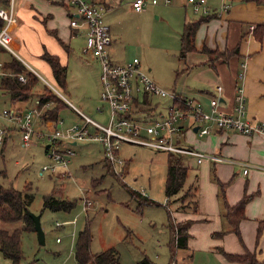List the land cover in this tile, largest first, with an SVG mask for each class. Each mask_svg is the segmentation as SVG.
<instances>
[{
    "label": "crops",
    "instance_id": "crops-1",
    "mask_svg": "<svg viewBox=\"0 0 264 264\" xmlns=\"http://www.w3.org/2000/svg\"><path fill=\"white\" fill-rule=\"evenodd\" d=\"M91 1L102 3L106 6L104 20L112 35L109 52L111 58L115 62L120 61L119 63L128 62L133 58L128 54H124V49L131 46L128 39L134 35L132 27H154L155 24L152 19H154L156 13L164 14L166 20H169L168 23L170 22L174 27L184 28L187 20L194 21L203 16H208L210 12H216L215 16L210 15V17L200 22L195 33V49L183 58L179 56V49L178 56L184 61L180 62L181 65L177 72L178 77L170 85L169 89L177 92L181 97L193 99L195 103L202 104L207 108H210L211 99L217 97L219 109L233 113L235 112L236 94L238 93V88L241 87L247 99V116L256 123L264 124V30L262 37L257 35L261 31L257 26L264 24V4H258L254 0H206L205 4L209 12L195 13L193 11L197 16L191 17L187 12V4L184 5L180 0H171L167 3L164 0H160L159 3H152L149 0L141 11H137L132 7L134 0ZM11 2L12 0L9 1V4ZM17 2L18 0H13L16 20L9 25L14 48L24 59V62L29 64L33 69L40 74L50 72L52 77V68L42 57V54L45 50H48L50 53L57 55L60 61L68 67L67 86L65 91H61L70 102L85 111L83 107L89 106V102L84 98V94L90 95L89 93H92L93 87L94 89L96 88L95 84L98 82V77L100 80V64L98 60L92 56L84 55L82 52L85 44V33L84 31L74 29L70 24L71 19L76 16L75 8L69 0H20L18 8ZM224 3L230 5L229 9L225 12H220V7ZM8 5H0V7ZM224 52L225 54H222ZM0 57L6 62H9L12 58L11 53L2 47H0ZM71 64H75L76 67L78 66L73 76H71L70 72ZM141 66L146 70L142 61ZM152 69L149 66L148 70L151 71ZM152 77L158 84L168 85L157 74L154 73ZM179 77L180 82H177ZM217 86H220L221 89L219 90ZM36 89L38 88L36 87ZM40 91H42V87L38 92ZM68 93L74 97L77 104L71 101ZM35 96L28 101L17 102L11 100L7 92L0 90V99L2 100L0 102L2 104L9 102L10 105L17 104V106H24L33 101ZM157 105L159 109L164 107V104ZM66 110L71 111L70 116H73V119L68 118L67 121L65 118ZM61 115L65 118V123L67 122V124L80 121V117L71 106L63 108ZM135 117L144 119L142 118L144 114L137 112ZM0 122L3 121L0 120ZM38 125L43 128L46 125H50V121L46 123L43 120ZM195 127L196 125L192 124L190 120L183 121L180 130L183 145L205 153H214L230 159L264 165V133L246 135L233 130L213 129L208 134H200ZM90 129L94 130L92 127ZM13 134L1 145V150H5ZM93 141L100 144L104 165L107 171L110 172L104 157L102 144L97 140ZM78 143L74 142L72 146H77ZM31 144H36V142L34 143V139ZM137 146L149 149L154 155H158L159 153V151L147 146ZM47 148L46 145V155H48ZM119 153L125 160L124 171H126L129 160L133 156H122L121 150ZM137 153L133 150L131 155L137 156ZM185 159L190 168L200 167L199 172L202 177L211 175L214 184H211L212 186L209 187V190L206 188V185L202 188L203 194H201V197L199 196L196 210L188 209L187 207L184 209L177 207L175 205L177 201H172L171 198H169L168 204L164 203L163 205L159 203L165 209H169V211H172V208L176 207L172 213L167 211L165 221H162V217L156 219L151 214L150 216L153 220L148 222L146 219L145 225L147 228L152 224L151 227L157 232V226L161 224L158 233L163 234L164 232V235L159 238V248L164 251L162 254L156 253L155 261L150 259L157 264H170L172 261L175 264H207L206 261H203L204 258H210L211 260L212 258H220L223 264H249L244 261L229 260L224 255L223 250L232 253H245L247 251H254L256 248L258 250L261 246L258 250V258L263 260L264 255H261V253L264 249V229L258 242L257 233L260 225L264 224V203L258 199L255 194V188L259 189L260 194L263 193L264 171L251 168L245 174L243 167L237 163L224 160L212 161L209 159L198 162L197 157L187 155H185ZM130 167L128 166V171ZM0 171H4L5 175L7 174L6 169H1ZM56 178L59 179V177ZM88 180L89 178L84 183L87 184ZM103 180L104 175L91 178V187L96 191L97 186ZM192 183L196 184L197 180ZM220 186L222 187V196L219 197L218 195V199L214 198V187L217 193V191H220ZM64 187L65 185L60 186V188L53 189L52 192H56L57 196H63ZM251 190L255 191L251 193ZM84 196L88 197L87 193L80 197L82 202V199L85 198ZM245 196H250V199L246 204L245 217L240 223L241 243H238L237 240L236 242L234 241L236 233L231 231V226L225 215L224 197H226L228 202L234 204ZM208 197H211V202L208 201ZM131 198H134L135 202L132 201L133 199L129 200L125 202L124 206L127 211H132L133 219L130 218L127 222L121 223V229L117 230V233L121 235L119 236L120 238H117L118 240L123 239L127 241L128 235L132 234L133 230L137 229V226H143L144 218L140 214L143 215V210L150 208L149 206H145V203L141 204L137 197L131 195ZM89 207V205L86 207L83 205V209L87 213L86 220L91 219L93 234L91 247L93 252H99L111 246L101 247L99 248L100 250L95 249V235L93 233L94 228L92 227L93 218L90 216ZM258 207L261 210H257ZM172 214V221L187 229L189 237L185 247L175 248L172 243L170 216ZM71 221H73L69 223L71 225L76 223L75 219ZM62 226H64V223ZM166 226H168L170 236H167L168 231ZM247 227L255 234L254 238L249 239V235L246 233ZM80 230H76L75 232L74 229L72 231L73 236L75 235L74 245ZM222 231L221 235H215V233ZM123 232H125V235L122 238ZM246 238L249 240H244ZM229 241H231L230 244ZM251 241H253V244H251ZM112 246L117 249L121 263L127 264L121 260L122 253L117 246ZM172 247H174V253H172ZM196 251H201L199 254L200 258L202 257L201 263H197L200 261V258L196 260ZM202 253H206L207 257H204ZM136 256L134 259H136L137 263L135 264H139L138 256Z\"/></svg>",
    "mask_w": 264,
    "mask_h": 264
},
{
    "label": "rangeland",
    "instance_id": "rangeland-1",
    "mask_svg": "<svg viewBox=\"0 0 264 264\" xmlns=\"http://www.w3.org/2000/svg\"><path fill=\"white\" fill-rule=\"evenodd\" d=\"M19 1L20 0L17 2V8L19 7ZM180 1L184 5L187 4V12L191 17L197 16L193 12L189 0ZM152 20L155 24L154 27H132L134 35L128 39L131 46L124 49V54L130 55L131 58H134V56L140 58L149 74L152 76L154 73L157 74L168 84L160 85L169 89L171 87L170 85H172L176 80V77H178L177 72L181 65L180 62L184 61L178 56L180 49V36L183 27H174L170 22L168 23L169 20H166L165 15L160 13H156ZM149 66L153 68L151 71L148 70ZM77 68L78 66L76 67L75 64H71V76L76 73ZM42 74L49 81L53 82V77L50 72H43ZM177 82H180V77ZM42 83L43 82H39L37 84L36 87L38 89L35 88V90H37L36 92L41 90V87L43 90L44 86ZM97 83L95 84L96 88L94 89L93 87L92 93H89L90 95L86 93L84 94V98L89 102V106L83 108L85 112L93 118L103 123H107L109 119V113L106 111L107 109H104L105 111L103 110V113L96 110V107L99 104H104L101 99L102 87L99 77ZM68 97L71 101L77 104L74 97L70 94ZM35 98L36 96L34 97V100ZM156 100L157 98L154 97L152 104H154ZM79 105L81 106L80 103ZM10 106L9 102L1 103L0 112H2L4 108ZM65 115L67 121L68 118H74L73 116H70L71 111L69 110L65 111ZM65 124L70 125L67 124V122ZM35 142L36 144L23 146L21 134L16 130L14 131L11 140L7 143L5 150H1L0 146V170H7L6 175L4 174V171H2V174H4L5 177L4 175L0 176V181H2L4 185H12L20 189H23L26 184L30 185L31 191L35 192V199L31 204L30 210L41 214V222L45 231V243L43 244L39 242L36 231L24 232L22 239L24 258L22 264H77L74 251L75 235L73 236L72 231L75 229L76 232V230L78 231L84 226L87 213L83 209V202L80 200V197L86 193L88 197L84 196V199L90 201L89 213L93 218L92 227L94 228L93 233L95 235V249L100 250L99 248L101 247L115 245L122 253L121 260L125 261L127 264L137 263L136 259H134L135 255L141 260L145 256L144 254H146L155 261L156 253L162 254L164 250L159 248V238L164 235V232L163 234L158 233L161 224H158L156 232V230L151 227L152 224L147 228L145 222L146 219L148 222L152 221L153 218L151 216L156 217V219L162 217V221H165L166 213L169 212V209L166 208V210L164 206L160 205H164L166 201V152L159 151L158 155H154L149 149L141 148L134 144L133 146H131V144H125L121 149L122 156H133V158L130 159L128 163V166H131L130 170H127V166V172L124 171L123 176L118 177L128 184L130 188L135 190H146L150 197L156 202L153 204H144L150 208L144 209L143 215L140 214L141 217L144 218L143 226H137V229L133 230L134 232L129 234L127 241H125L123 239H117L121 236L117 233V230L121 229V223L127 222L130 218L133 219L132 211H127L124 205L125 202L132 199V201H134L135 199L131 198L128 187L123 185L116 175L107 171L102 158L103 153L100 144L93 140L79 141L78 145L73 147L75 154L71 156L68 171L61 174L64 168L60 167L59 170L50 174V176L48 174H40L42 166L51 162L49 156L46 155L45 152L46 145L48 144L47 140L34 138V143ZM133 150L138 152L137 156L131 155ZM199 171L200 167H191L186 182L189 184L197 180V196L194 197L193 194H187L188 196L186 197L183 196V198L185 197L186 199H182L179 202L177 201V204H175L177 207H181L182 209L185 207L188 209H194L196 203L194 200L198 202L199 196L201 197V194H203L202 188L206 185V188L209 190V187L214 184L211 175L202 177ZM101 175H104V180L99 186H97V190L95 191L93 187H91L90 180L91 178L100 177ZM56 177H59V179ZM87 178H89V180L87 184H85L84 182L87 181ZM64 185L63 196L79 200V204L76 208L69 212L42 209L44 196L52 192L53 189L60 188V186ZM187 188L188 186H186L183 192L179 194L180 197L188 191ZM219 189L220 191H217L216 193L214 187V198L216 197L218 199V195L219 197L222 196V187L220 186ZM255 190L258 199L264 203V190L262 189V194H260L261 192L257 187ZM255 190H251V193ZM208 201L211 202V197H208ZM184 203L187 206H185ZM175 207L172 208V211H174ZM257 210H261L260 207H258ZM74 219L76 220V223L72 225L69 224L72 222L71 220ZM57 221L63 222L64 226L57 227ZM174 224L176 225V222H174ZM8 226L15 228L22 226V222L11 223ZM168 226H166L168 231L167 236H170ZM246 233L249 235V239L255 237V234L249 229V227L246 228ZM124 235L125 232H123L122 238ZM234 237L236 238L234 239L235 242L237 240L238 243H241V237L236 234ZM57 238H60V240H57ZM249 239L246 238L244 240ZM230 242L231 241H229V244ZM251 244H253V241H251ZM200 253L201 251H196V260L200 258ZM202 254L204 257H207L206 253ZM261 255H264V249ZM199 260L200 261L197 263H201L202 257ZM203 261H206L207 264H223V261L220 258H212V260L210 258H204ZM0 264H10V261L4 258L1 252Z\"/></svg>",
    "mask_w": 264,
    "mask_h": 264
},
{
    "label": "built area",
    "instance_id": "built-area-1",
    "mask_svg": "<svg viewBox=\"0 0 264 264\" xmlns=\"http://www.w3.org/2000/svg\"><path fill=\"white\" fill-rule=\"evenodd\" d=\"M69 1L76 11V16L71 19L70 24L85 33L82 52L84 55L92 56L100 64L101 99L104 104H99L96 109L99 112L107 109L108 122L103 123L75 106L54 83L30 66L46 85L71 105L80 116V121L66 125L65 120L60 118L55 126L54 120L43 119L44 108H39L40 98L36 97L24 106L13 104L0 112V120L3 121L0 122V145L7 136L12 135L10 127L20 132L23 146H29L34 138L46 139L49 144L47 154L51 162L42 166L41 175L53 174L60 167L64 168L61 174L66 173L71 156L75 154L72 144L83 140L99 141L105 159L111 163L113 170L119 176H123L125 166V160L119 152L126 143L147 146L157 151L195 156L198 162L209 159L237 163L243 167L245 174L251 168L264 171V165L201 152L177 142V134L185 120L199 125L200 134H208L213 129L233 130L246 135L264 133V124L256 123L247 116V99L241 87L236 94L233 113L220 110L217 97L211 99L210 108L195 103L193 99L183 98L177 92L158 84L149 72L142 68L138 57L125 63L115 62L111 58L109 45L112 42V35L104 20L106 12L104 4L91 0ZM164 1L167 3L171 0ZM148 2V0H134L132 7L141 11ZM151 2L159 3V0H151ZM205 2L206 0H189L195 13L209 12ZM229 6L228 3H224L220 7V12L227 11ZM0 18L4 21V25H0V47L24 61L13 46L12 32L9 28V25L16 20L13 0L8 6L0 7ZM6 74L8 71L4 68V61L0 57V84L1 78ZM19 78L26 79L23 74ZM217 88L221 89L220 86ZM154 97L157 100L152 104ZM50 104L47 102L45 107ZM157 104H164V107L159 109ZM137 112H142L144 119L136 118ZM43 120L46 123L50 121V125L39 127V122ZM90 127L94 130L92 131ZM138 191L143 196L150 197L146 190ZM168 201L169 198L166 197L165 203L168 204ZM89 204V200L83 199L84 207ZM56 224L61 226L63 222L57 221ZM170 264L175 262L172 261Z\"/></svg>",
    "mask_w": 264,
    "mask_h": 264
},
{
    "label": "trees",
    "instance_id": "trees-1",
    "mask_svg": "<svg viewBox=\"0 0 264 264\" xmlns=\"http://www.w3.org/2000/svg\"><path fill=\"white\" fill-rule=\"evenodd\" d=\"M10 0H0V5H8ZM258 4H264V0H254ZM215 16L216 12L209 13L208 16H203L197 20H187L185 22L183 32L181 35V48L179 56L185 57L190 51L195 49V33L201 21L208 17ZM0 25H4V21L0 18ZM261 29L260 33H257L259 37H262L264 24L257 26ZM75 29V28H74ZM77 30V29H76ZM235 52V51H234ZM222 54H225L222 53ZM11 60L9 62L4 61V68L7 69L8 74L1 78L0 90L7 92L13 101H28L33 96L40 98L39 108H44L42 116L43 119H52L55 122V126L60 118L61 111L65 107L71 105L57 94L53 89L46 85L41 77L36 74L30 65L22 61L15 55L11 54ZM42 57L50 64L53 74V82L60 90L66 89L67 86V70L66 64H63L59 57L55 54L45 50ZM25 75V80H20V75ZM42 75V74H41ZM39 82H43L44 88L40 92H35V88ZM147 100V98H146ZM50 102L51 104L45 107V104ZM77 113V112H76ZM79 116V115H78ZM80 117V116H79ZM12 133L16 131L14 127H10ZM181 131L177 134V142L181 143ZM7 136L4 140L6 142ZM3 143V144H4ZM2 144V145H3ZM61 144V143H60ZM1 146V145H0ZM47 148V152H48ZM167 153V176L165 182V195L171 198L172 201H180L186 199L187 194L197 196L198 188L196 184H187L189 166L187 165L185 155L166 152ZM106 160V159H105ZM109 170L112 174L117 175L112 168L111 163L106 160ZM0 171V176H2ZM119 178V177H118ZM120 179V178H119ZM130 194L133 197H137L141 204H153L156 203L151 197L143 196L138 190L130 188L128 184L120 179ZM188 186V191L181 197L179 194ZM183 196H185L183 198ZM35 199V192L31 191L30 185H25L23 189L16 188L12 185L7 186L0 181V252L3 257L10 261V264H22L24 258V252L22 248V239L24 232L36 231L35 223L30 215V207ZM250 196L241 198L238 202L231 204L224 197L225 215L231 226V231L235 232L241 237L240 223L245 217V208ZM195 202V210L197 209V201ZM78 204V199H71L64 196H57L56 192L49 193L44 196L43 208L51 210L71 211ZM159 204V203H157ZM185 204V203H184ZM185 206H187L185 204ZM186 208V207H185ZM171 213V211H169ZM171 216V231L173 234L172 243L174 247H185L188 240L187 229L181 225H175ZM15 222H22V226L9 227L8 225ZM264 223V222H263ZM58 227V225L56 224ZM264 229V224H261L257 233V242ZM222 232L215 233V235L222 234ZM92 239L93 234L91 230V219H87L84 227L78 232L75 241V258L77 264H122L120 261L119 253L114 246L108 247L99 252L92 251ZM172 247V253H174ZM259 250V249H258ZM257 248L254 251H247L245 253H232L224 251V255L229 260H239L248 262L249 264H264V259L258 258ZM139 260V264H157L150 259L146 254ZM174 255V254H173Z\"/></svg>",
    "mask_w": 264,
    "mask_h": 264
},
{
    "label": "water",
    "instance_id": "water-1",
    "mask_svg": "<svg viewBox=\"0 0 264 264\" xmlns=\"http://www.w3.org/2000/svg\"><path fill=\"white\" fill-rule=\"evenodd\" d=\"M198 128H199V125H196L195 129H198ZM47 147H49V144H47ZM30 215L32 216L34 220L39 242L43 244L45 243V231L43 229L42 222H41V214L35 213L30 210Z\"/></svg>",
    "mask_w": 264,
    "mask_h": 264
}]
</instances>
